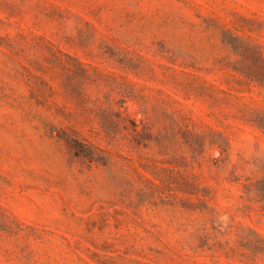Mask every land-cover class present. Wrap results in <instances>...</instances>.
Listing matches in <instances>:
<instances>
[{
  "label": "rangeland",
  "instance_id": "374dc122",
  "mask_svg": "<svg viewBox=\"0 0 264 264\" xmlns=\"http://www.w3.org/2000/svg\"><path fill=\"white\" fill-rule=\"evenodd\" d=\"M0 264H264V0H0Z\"/></svg>",
  "mask_w": 264,
  "mask_h": 264
}]
</instances>
